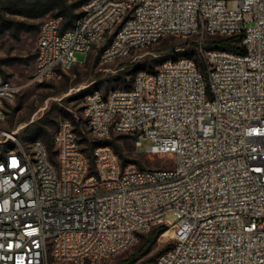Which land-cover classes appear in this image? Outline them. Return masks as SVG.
<instances>
[{"label": "built area", "instance_id": "built-area-1", "mask_svg": "<svg viewBox=\"0 0 264 264\" xmlns=\"http://www.w3.org/2000/svg\"><path fill=\"white\" fill-rule=\"evenodd\" d=\"M102 63L168 36L197 37V57L138 72L128 89L84 98L86 127L151 140L168 168L123 165L110 146L92 159L71 120L53 153L42 140L0 157V264H100L163 224L173 245L154 264H264V0H88L73 29L42 24L35 81L54 79L108 36ZM207 36H241L240 52ZM18 89L0 76V122ZM173 214L177 223L166 221Z\"/></svg>", "mask_w": 264, "mask_h": 264}, {"label": "rangeland", "instance_id": "rangeland-1", "mask_svg": "<svg viewBox=\"0 0 264 264\" xmlns=\"http://www.w3.org/2000/svg\"><path fill=\"white\" fill-rule=\"evenodd\" d=\"M70 2H76V0H70ZM78 12H82V8ZM54 14L30 23L39 25L41 28L46 19L54 18ZM38 36L39 31L34 30L23 33L19 39L13 38L9 33L0 36V76L18 89L14 101L6 105L5 120L0 122V142L6 141L8 134L17 132L18 140L24 145L30 144L31 141L23 142L21 140L23 135L46 143L47 135L53 139L61 122L71 120L79 140L83 141V148L90 150L95 148L96 144L93 140L96 138L86 127L83 105L85 96L93 91H100L107 95L113 90L124 89L131 84V78L135 74L131 66L135 65V69L141 68L148 72L150 68L156 69L161 64L156 62L159 59L163 60V63L167 60L186 58L190 44L199 40L197 37L168 36L128 57L102 63L98 58V51L109 36L89 55L86 63V55L77 53V61L84 64L75 65L67 71H59L58 75L50 81L39 82L34 80ZM206 39L207 37L204 38L205 41ZM191 59L198 60L196 52ZM85 91L88 92L84 93ZM77 123H79L78 127ZM38 128L42 129L40 131L42 136L33 138V131ZM109 138L118 139L117 143L121 146L122 155L126 161H137L143 169L168 168L166 163L170 162L169 157H150L145 153L147 148L152 146L151 140H142L141 146L137 147L136 141L126 134L112 133ZM2 154L3 150L0 148V155ZM165 220L172 224L178 221L173 214L167 215ZM162 225H157L142 235L138 243L128 251L100 264H121L130 255L143 249L152 230ZM166 232H171L167 238L163 237ZM166 232L152 246L144 248V255L135 264H154L158 256L166 251L169 245H173L172 231L168 229ZM49 264L71 263L51 260Z\"/></svg>", "mask_w": 264, "mask_h": 264}, {"label": "trees", "instance_id": "trees-1", "mask_svg": "<svg viewBox=\"0 0 264 264\" xmlns=\"http://www.w3.org/2000/svg\"><path fill=\"white\" fill-rule=\"evenodd\" d=\"M87 1L88 0H76V2H70V0H0V36L9 33L13 38L19 39L23 33L28 32L29 30L40 31L39 25L32 24L30 22H35L53 13H55L54 18L59 19L61 21L62 31L71 30L74 28L75 23L82 14V12L80 13L78 12L79 9L83 8ZM18 18L22 20H19ZM113 36L114 35H111L110 37L108 36L109 39L99 49L98 58H100V52L110 44ZM241 38H242L241 36H232V37L207 36V39L205 41V46L208 49L231 50L235 52H240L241 49L239 47V43L241 41ZM197 47H198V42L191 43L189 54L186 55V58H191L194 52H196L197 54ZM162 61L163 60L159 59L156 62L157 64L160 63L162 64ZM135 68H136L135 65L131 66V70L135 72L134 76L131 78V84L134 80L135 75L140 71H144L141 68H137V69ZM155 71L156 69L152 67L149 69L148 72L154 73ZM131 84L129 86H126L124 89L130 88ZM86 92L88 91H85L84 93ZM78 124L79 123H77L76 125L77 127ZM41 130H42L41 128L34 130L33 138L41 137L42 136V133L40 132ZM126 136L131 137L134 141H136V137L131 135H126ZM21 140L23 142H27V141L33 142L39 139H32L28 135H23L21 137ZM80 142L83 145V141ZM93 142L96 144L95 148L91 150L88 148L86 149L83 148L84 152L88 155L90 159H92L93 152L97 147L110 146L118 154L121 161H123L124 163V164L122 163L123 165L136 164L141 169H143V167L139 164V162L126 161L124 159L122 155V148L117 143L118 139H110V138H105L100 140L94 139ZM46 145L51 151L52 156H54L53 139H51L50 136L48 135L46 137ZM0 146L3 152H5L7 149L14 148V144L9 141L4 144H1ZM167 230L168 228L164 225L154 228L150 233L149 239L147 240L143 249H141L137 253L130 255L121 264H135V262H137L139 258H141L144 255V250H145L144 248L152 246L157 241V239ZM170 247L171 245H169L168 248Z\"/></svg>", "mask_w": 264, "mask_h": 264}, {"label": "bare ground", "instance_id": "bare-ground-1", "mask_svg": "<svg viewBox=\"0 0 264 264\" xmlns=\"http://www.w3.org/2000/svg\"><path fill=\"white\" fill-rule=\"evenodd\" d=\"M170 233L171 232H166L163 237H165V238L169 237L171 235Z\"/></svg>", "mask_w": 264, "mask_h": 264}]
</instances>
